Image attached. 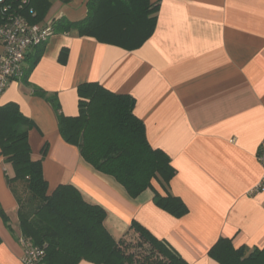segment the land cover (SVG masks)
Instances as JSON below:
<instances>
[{
  "label": "crops",
  "instance_id": "crops-1",
  "mask_svg": "<svg viewBox=\"0 0 264 264\" xmlns=\"http://www.w3.org/2000/svg\"><path fill=\"white\" fill-rule=\"evenodd\" d=\"M89 1L34 0L32 20L54 34L27 53L41 55L29 84L12 82L0 97V107L15 103L30 121L17 130L27 131L32 156L42 161L48 194L72 185L106 210L115 239L136 221L188 264H220L209 252L222 238L235 248L263 249L264 191L255 189L263 174L264 0H149L158 5L156 27L133 50L77 29L55 30L62 19L85 20ZM86 83L134 99L150 146L166 153L177 172L170 190L188 214L176 218L162 210L152 190L131 198L64 141L56 111L35 91L56 95L62 115L75 118L78 88ZM7 176L13 170L0 156V209L9 219L0 213V264H21L19 207Z\"/></svg>",
  "mask_w": 264,
  "mask_h": 264
},
{
  "label": "trees",
  "instance_id": "trees-1",
  "mask_svg": "<svg viewBox=\"0 0 264 264\" xmlns=\"http://www.w3.org/2000/svg\"><path fill=\"white\" fill-rule=\"evenodd\" d=\"M31 7L36 11L34 0ZM88 8L85 20L72 23L62 19L55 30L77 29L81 36L133 50L156 27L158 5L149 0H90ZM40 57L37 51L32 58L27 56L23 83L29 84L28 77ZM35 94L53 106L62 138L77 147L93 169L113 178L133 199L152 190L156 206L176 218L188 214L185 203L170 190L177 172L166 153L150 146L145 125L134 114L133 98L114 94L98 83H86L78 88L79 116L67 118L60 112L56 95L40 89ZM29 124L17 104L0 107V156L13 170L7 182L18 202L22 238L44 251V264H188L167 242L136 221L115 239L105 224L106 210L86 200L72 185L61 184L49 195L42 161L33 158L27 131L17 130L18 125ZM0 213L8 224L6 214L1 209ZM209 256L220 264H264V248H235L224 238L211 248Z\"/></svg>",
  "mask_w": 264,
  "mask_h": 264
},
{
  "label": "built area",
  "instance_id": "built-area-1",
  "mask_svg": "<svg viewBox=\"0 0 264 264\" xmlns=\"http://www.w3.org/2000/svg\"><path fill=\"white\" fill-rule=\"evenodd\" d=\"M32 0H0V43L3 54L0 57V97L15 81H22L25 75L27 53L44 45L54 34L53 27H42L32 22L36 16L31 7ZM258 160L263 174L256 191H264V142L261 144ZM23 257L21 264H44V251L33 245L29 239H21Z\"/></svg>",
  "mask_w": 264,
  "mask_h": 264
},
{
  "label": "rangeland",
  "instance_id": "rangeland-1",
  "mask_svg": "<svg viewBox=\"0 0 264 264\" xmlns=\"http://www.w3.org/2000/svg\"><path fill=\"white\" fill-rule=\"evenodd\" d=\"M21 239H23L22 237H21ZM23 247V246H22ZM22 257H23V255H22ZM22 259V258H21Z\"/></svg>",
  "mask_w": 264,
  "mask_h": 264
}]
</instances>
